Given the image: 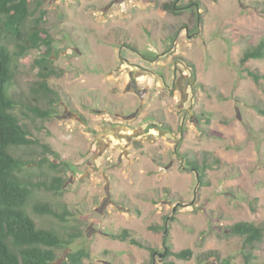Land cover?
Returning <instances> with one entry per match:
<instances>
[{
	"label": "rangeland",
	"instance_id": "374dc122",
	"mask_svg": "<svg viewBox=\"0 0 264 264\" xmlns=\"http://www.w3.org/2000/svg\"><path fill=\"white\" fill-rule=\"evenodd\" d=\"M165 1L174 0H30L52 36L55 112L25 116L21 106L50 104L33 93L45 46L15 60L9 93L50 146L66 180L68 222L83 229L58 264L80 249L89 253L83 264H246L250 247L228 226L264 227V79L248 73L264 74V58L241 63L264 41V0H195L199 8L179 13ZM41 150H20L36 160L25 170L36 180L46 178ZM192 159L212 164L204 185ZM124 229L128 238H116ZM185 248L190 259L174 255ZM252 253L250 264H264V240Z\"/></svg>",
	"mask_w": 264,
	"mask_h": 264
},
{
	"label": "trees",
	"instance_id": "16d2710c",
	"mask_svg": "<svg viewBox=\"0 0 264 264\" xmlns=\"http://www.w3.org/2000/svg\"><path fill=\"white\" fill-rule=\"evenodd\" d=\"M164 10L179 13L174 1L161 3ZM179 7V6H178ZM30 8V0H0V264H58L59 252L70 245L76 238L83 235V229L77 224H70L72 214L67 202L62 199V190L66 182L62 176L59 164L49 160L52 152L50 146L41 143L35 136L30 125L17 112L18 100L10 95L9 85L15 76V60L26 55L29 51L45 46V54L35 60L39 66L38 79L33 87L34 97L49 101L46 108H41L32 102H22L25 116L34 115L49 118L55 109L51 105L56 91L50 87L48 79L56 73L52 59L49 57L52 49V36L43 25L45 12L34 16ZM264 17V10L261 11ZM14 46L11 51L5 43ZM264 58V41L248 47L242 54L241 63L250 59ZM185 66L196 78V66L185 59ZM249 75L255 81L264 79V74L249 70ZM40 146L43 156L38 160V166L45 179L36 180L34 172H25L28 164L35 159H25L20 150ZM189 167L198 173L199 186L204 185L206 169L212 164L205 160L200 164L198 160H188ZM51 168L56 172L49 178L47 174ZM43 189L47 193L57 196L56 199H46L36 196V191ZM33 213L40 218L38 223ZM231 235L243 238L245 246L250 252L245 254L246 264L253 258L252 250L257 243L264 240V227L253 221L240 220L228 226ZM164 229L165 226H164ZM130 230L124 229L119 236L126 240ZM133 244L142 243L131 238ZM172 252L167 248L166 256ZM181 259L193 256L192 248H185L173 252ZM89 256L85 249L68 253L61 264H83ZM215 256V255H214ZM218 256H216L217 258Z\"/></svg>",
	"mask_w": 264,
	"mask_h": 264
},
{
	"label": "flooded vegetation",
	"instance_id": "af4514ba",
	"mask_svg": "<svg viewBox=\"0 0 264 264\" xmlns=\"http://www.w3.org/2000/svg\"><path fill=\"white\" fill-rule=\"evenodd\" d=\"M182 1V0H174V6L177 8V10H180V9H183V8H189L191 6H194L196 8H199L200 6V3L198 1H195V0H188L187 3H185L184 6H179L178 7V3Z\"/></svg>",
	"mask_w": 264,
	"mask_h": 264
},
{
	"label": "water",
	"instance_id": "95a60500",
	"mask_svg": "<svg viewBox=\"0 0 264 264\" xmlns=\"http://www.w3.org/2000/svg\"><path fill=\"white\" fill-rule=\"evenodd\" d=\"M197 172V171H196ZM197 176H198V173H197ZM162 255H164V254H162Z\"/></svg>",
	"mask_w": 264,
	"mask_h": 264
}]
</instances>
